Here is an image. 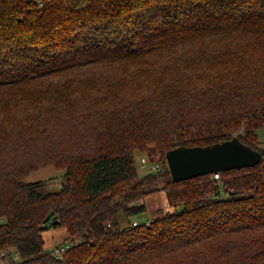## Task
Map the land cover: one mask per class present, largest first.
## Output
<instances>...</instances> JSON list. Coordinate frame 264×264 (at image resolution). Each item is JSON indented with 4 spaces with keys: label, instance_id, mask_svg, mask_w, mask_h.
Returning <instances> with one entry per match:
<instances>
[{
    "label": "trees",
    "instance_id": "obj_1",
    "mask_svg": "<svg viewBox=\"0 0 264 264\" xmlns=\"http://www.w3.org/2000/svg\"><path fill=\"white\" fill-rule=\"evenodd\" d=\"M263 127L264 0H0V264H264ZM234 134L258 164L171 178ZM46 164L57 191L22 181ZM156 191L173 212L119 223Z\"/></svg>",
    "mask_w": 264,
    "mask_h": 264
},
{
    "label": "water",
    "instance_id": "obj_2",
    "mask_svg": "<svg viewBox=\"0 0 264 264\" xmlns=\"http://www.w3.org/2000/svg\"><path fill=\"white\" fill-rule=\"evenodd\" d=\"M165 160L171 178L180 181L212 172L251 167L262 160V155L234 136L205 146L174 147L165 153ZM51 217L52 212L43 222Z\"/></svg>",
    "mask_w": 264,
    "mask_h": 264
},
{
    "label": "rangeland",
    "instance_id": "obj_3",
    "mask_svg": "<svg viewBox=\"0 0 264 264\" xmlns=\"http://www.w3.org/2000/svg\"><path fill=\"white\" fill-rule=\"evenodd\" d=\"M71 105L70 103H68ZM259 146L264 145V127L257 131ZM236 136V134H234ZM145 160V166H140L141 160ZM157 164L148 163L144 154L136 156V166L138 174L141 176L147 171H151L150 166ZM158 166V165H157ZM156 166V168H157ZM154 168V170L156 169ZM65 179V170L57 168L53 164H46L38 167L35 171L22 177V181L26 183L32 182H44L42 192L57 191L60 188L61 183ZM219 179V178H218ZM143 203L146 206V212L141 215L124 216L122 212L117 214V219L122 226L127 224H134L139 222H146L151 218H156L165 215L168 212H173L174 207L169 205L167 197L164 191H156L143 199ZM42 237L44 240V248L47 250H56L57 247L62 248L64 245V239L66 237V231L64 228H51L48 227L42 231ZM61 250V249H59Z\"/></svg>",
    "mask_w": 264,
    "mask_h": 264
},
{
    "label": "built area",
    "instance_id": "obj_4",
    "mask_svg": "<svg viewBox=\"0 0 264 264\" xmlns=\"http://www.w3.org/2000/svg\"><path fill=\"white\" fill-rule=\"evenodd\" d=\"M140 166H145V160L144 159H142L141 160V162H140ZM156 166L157 165H152V166H150L149 168H151L152 170H154V168H156ZM213 177H214V179H218L219 178V174H218V172H215L214 174H213ZM59 249H61V250H59ZM65 248H57L54 252L55 253H59V252H61V251H63Z\"/></svg>",
    "mask_w": 264,
    "mask_h": 264
}]
</instances>
